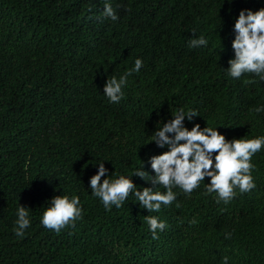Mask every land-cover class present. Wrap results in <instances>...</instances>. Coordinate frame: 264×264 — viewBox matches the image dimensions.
I'll list each match as a JSON object with an SVG mask.
<instances>
[{"label": "trees", "instance_id": "trees-1", "mask_svg": "<svg viewBox=\"0 0 264 264\" xmlns=\"http://www.w3.org/2000/svg\"><path fill=\"white\" fill-rule=\"evenodd\" d=\"M106 2L117 19L104 14ZM260 6L264 0H0V264H264V146L251 157L254 187L235 188L227 202L204 181L190 194L173 188L175 200L157 211L131 194L105 209L88 189L99 159L110 160L109 173L131 174L161 151L150 132L177 107L195 109L192 122L219 125L226 138L264 135V110L255 111L264 106V81L223 68L233 54V16ZM199 35L208 44L190 48ZM136 57L140 70L109 102L107 76ZM60 192L78 195L82 211L56 231L40 214ZM17 203L29 208L22 235L14 232ZM144 215L165 221L155 237Z\"/></svg>", "mask_w": 264, "mask_h": 264}, {"label": "clouds", "instance_id": "clouds-1", "mask_svg": "<svg viewBox=\"0 0 264 264\" xmlns=\"http://www.w3.org/2000/svg\"><path fill=\"white\" fill-rule=\"evenodd\" d=\"M103 12L111 19H117L107 2L103 6ZM219 43L222 44V50L224 45L221 37ZM207 44L205 35L195 36L188 41L190 48ZM230 47L233 54L227 60L228 66L223 67L225 74L239 78L242 73H252L264 81V6L255 10L242 7L237 11L232 18ZM142 63L141 58L136 57L131 67L119 76H107L102 93L109 102H118L122 98L128 77L138 72ZM262 110L264 106L255 109L256 112ZM195 115V109L177 107L169 112L167 118L158 119L160 126L151 130L152 139L148 142H154L161 151L148 154L146 161L141 160L142 163L131 174L127 171L109 173L104 162L110 160L99 159L95 164L97 170L88 177L90 194L99 198L105 209L112 205L119 208L131 194L144 209L157 211L161 204L167 206L175 200L176 192L173 188L190 194L201 181H204L206 192L214 191L217 198L224 202L235 195V188L241 192L253 188L251 170L255 165L251 162V157L264 146V135L226 138L224 133L218 131L219 125L202 127L199 122H192ZM186 120L191 123L190 127L185 123ZM145 162L151 172L144 168ZM133 176L140 177L150 186L141 185L137 188ZM205 177H208L207 182ZM157 186H163L164 190L160 191ZM28 209L17 203L14 220V232L17 235H22L30 223ZM81 211L78 195L60 192L47 200L40 214V223L46 228L59 231L64 225L79 218ZM144 220L153 237L157 230L165 227V221L155 215H144ZM228 235L229 233H225L226 238ZM227 259L223 257L225 264Z\"/></svg>", "mask_w": 264, "mask_h": 264}]
</instances>
